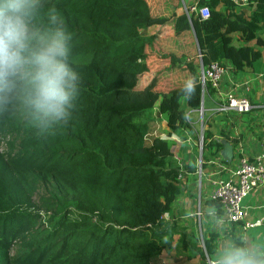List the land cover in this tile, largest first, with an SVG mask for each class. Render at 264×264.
<instances>
[{"label": "trees", "instance_id": "16d2710c", "mask_svg": "<svg viewBox=\"0 0 264 264\" xmlns=\"http://www.w3.org/2000/svg\"><path fill=\"white\" fill-rule=\"evenodd\" d=\"M158 1L45 0L73 33L81 91L70 122L44 136L28 126L18 104L0 108V264H152L170 248L167 237L174 232L182 249L203 260L214 256L222 235L204 231L203 247L197 246L198 236L194 241L193 232H181L170 212L198 167L171 161L170 141L152 133V105L158 101L171 129L184 124L181 97L191 107L200 104L198 52L204 65L229 58L238 70L254 67L260 52L246 43L264 41V0H251L249 12L235 10L231 0H198L210 8L206 18L197 12L156 14ZM155 23L194 34L195 60L168 52L171 65L189 70L194 96L182 93L184 85L154 88L157 77L147 73L154 36L147 28ZM189 40L193 46L192 35ZM214 90L207 83L206 92ZM205 120L202 171L221 158L223 146ZM208 203L223 214L219 200Z\"/></svg>", "mask_w": 264, "mask_h": 264}, {"label": "crops", "instance_id": "0c3cea01", "mask_svg": "<svg viewBox=\"0 0 264 264\" xmlns=\"http://www.w3.org/2000/svg\"><path fill=\"white\" fill-rule=\"evenodd\" d=\"M184 1L185 3H190L188 1L192 2L194 0ZM217 8L221 10L224 9V4L220 2ZM234 8L237 11L241 8H244L247 12L252 10L248 7L239 8L237 5H234ZM176 13L179 14L180 12L176 11ZM186 31L187 30H183L181 33L177 34L174 32L172 25L170 24L155 23L148 26L147 32L153 34L154 41L152 45L148 47V51L150 52V70L147 73L150 74V77L153 75L157 77V82L154 87L156 90L163 88L165 85L172 83L173 81L183 79V81L186 82L189 78H192L191 74H189L190 72H188L189 70L187 71L186 68L181 67V65H171L169 63L170 55H168V52L170 51L174 50L178 52L180 50L181 59L193 52L191 41L189 40V35ZM261 36L264 40V32L261 33ZM184 39L186 47L178 48L177 42L182 40V45ZM234 44L238 45L239 40L234 39ZM246 44L252 46L254 50L257 49L260 52V57L254 61V67H246L243 70L234 68L229 58L223 59L222 64L227 70L223 77L222 86L224 91L231 90L237 95H246L256 107L249 113H238L230 110L217 112L216 106L219 102L218 95L215 94V92L211 94L206 92L210 102L208 103V107H206L203 102L202 111L204 109V114L203 118L201 117L200 122L203 126L201 131H204L205 117L208 130L211 131L222 143L223 140H228L231 143L232 157L231 159H227L222 154L223 143V146L219 151L221 158L214 159L208 166L203 168V171L200 168L201 172L199 175L200 181L198 186H192L195 174H188L189 191L186 190L172 204V209L170 211L175 214L176 218H179L181 232H193L191 239L194 241L196 237H193L195 235L198 236V241L196 242L197 246L201 245L203 247L202 233L204 231H215L212 225L213 218L209 216V212L215 214V208L208 203L213 180L218 177L234 178V172L239 158L243 155L252 157L257 151H259L260 142L264 139V41L263 43H257L256 39L252 38ZM168 66H171L169 75L166 74ZM185 82L182 83V85H184ZM173 87H177V85H173L172 87L167 88V90ZM207 95H204L203 97ZM180 103L186 111V119L185 123L176 129H171L167 118L160 109H158V105H152L155 107H153L155 109L153 113L155 116L157 115L152 126V132L159 134L161 137L167 138L170 141V147L173 151L171 160H175V164L181 165L183 163H191L195 165L194 162H192L193 160L195 161L196 158V153L195 155L193 154V146L197 144L199 139L197 140L195 137L196 128L194 126V119H189L188 117L190 114L194 113L196 108L189 106L184 97H181ZM187 129L188 131H186ZM222 131L228 133V135H225ZM185 139L191 142V146L186 150L187 154L183 156L180 149ZM222 158L227 161H223ZM217 167L218 170H216ZM218 174L221 175L218 176ZM208 181L210 184L207 183ZM203 187L206 188L204 205L201 202ZM197 192L198 200H196ZM249 195L250 196L245 201V205L250 209V214L247 216L246 220L254 222L255 226L245 230L242 227V222H227L222 214L220 216V224L225 231L220 233V235H222L221 239H223L225 235L230 236L233 233H239L243 234L253 243L264 242V222L260 221V218L264 217V184L261 187L254 189ZM177 211H180L182 214H178ZM169 218V214H166L165 219L168 222H171V218ZM204 227H207V229L204 230ZM197 230H199L200 237ZM174 236L177 237L175 240ZM186 238L187 241H189V237L187 236ZM167 239L170 241V248L166 250H177L179 253L177 257L180 255L183 260L175 263L174 260L167 258V262H174V264H212L213 257L211 259L206 257V259L203 260L197 251L182 249L181 245H179L180 236L178 232L170 234ZM220 240L218 241L217 246ZM160 255L153 262H158L159 259L162 258Z\"/></svg>", "mask_w": 264, "mask_h": 264}, {"label": "clouds", "instance_id": "9594fccd", "mask_svg": "<svg viewBox=\"0 0 264 264\" xmlns=\"http://www.w3.org/2000/svg\"><path fill=\"white\" fill-rule=\"evenodd\" d=\"M72 50L73 33L54 5L0 0V108L18 104L29 118L28 126L41 136L68 124L81 91ZM182 93L196 94L191 78ZM209 216L218 234L225 231L218 215ZM212 264H264V242L253 243L239 233L225 235Z\"/></svg>", "mask_w": 264, "mask_h": 264}, {"label": "built area", "instance_id": "2783aa9c", "mask_svg": "<svg viewBox=\"0 0 264 264\" xmlns=\"http://www.w3.org/2000/svg\"><path fill=\"white\" fill-rule=\"evenodd\" d=\"M198 0L192 3H184V12L189 17L190 13L197 12L201 18H206L210 14L208 5L198 6ZM235 5L240 7H248L251 0H231ZM251 11V10H249ZM198 79L203 92H206L207 83L210 84L218 95L219 102L216 111L233 110L238 113L248 112L256 107V105L246 96L237 95L231 90L224 91L222 86L223 77L226 73V67L222 62L212 60L207 64H203L201 53L198 52ZM155 134L154 132H152ZM202 146V136L200 137V147ZM199 165V170H200ZM201 172V170H200ZM199 172V173H200ZM264 184V139L260 142V149L252 157L243 155L239 158L237 167L235 168L234 178H215L212 182V190L210 192L211 199H217L221 203L223 215L227 222H242L243 229L247 230L255 226V223L246 220L249 215V207L242 204L243 198L250 194L254 189ZM264 222V217L260 218Z\"/></svg>", "mask_w": 264, "mask_h": 264}, {"label": "rangeland", "instance_id": "374dc122", "mask_svg": "<svg viewBox=\"0 0 264 264\" xmlns=\"http://www.w3.org/2000/svg\"><path fill=\"white\" fill-rule=\"evenodd\" d=\"M155 1V4H157V0H154ZM160 1V2H159ZM158 2H159V8L156 10V14H166V15H168V16H170L173 12H181L182 14H183V12H184V3H182V0H159ZM176 1H178L177 3H176ZM186 1H188V0H186ZM173 2H175V3H173ZM188 2H190V3H192L191 1H188ZM157 6V5H156ZM189 32H187V34L191 37V35H192V39H193V46H192V49L194 50V44H195V39H194V34L192 33V32H190V30H188ZM180 42L182 43V40H180ZM186 47V42H185V39H184V43L182 44V45H180V46H178V48H185ZM178 52H180V50L178 51ZM192 54H193V52L192 53H189V55L192 57V59H194L195 60V55L194 56H192ZM169 72H170V67H168L167 68V71H166V74H168L169 75ZM185 81H183V79H179V80H177V81H173L172 83H168L167 85H165V84H163V85H165L163 88H161V89H157L158 91H165V90H167V88H169V87H172L173 85H177V87L178 86H180V85H182V83H184ZM173 88H176V87H173ZM201 93H202V90H201ZM204 95H207L206 94V92L204 91V93H203ZM203 95V96H204ZM175 101V100H174ZM204 102V104L206 105V107H208V103L210 102L209 101V97H208V95L207 96H205V97H202V95H200V102ZM155 106L156 105H159L158 104V101L154 104ZM155 108V107H154ZM153 108V111L155 110ZM196 110L194 111V113L193 114H190L189 115V119H194V126H195V128H196V132H195V137L197 138V140H198V142H197V144H195L194 146H193V148H194V151H193V154L195 155V153H196V158H195V161L193 160L192 162H194V164H195V166L196 167H199V165L201 164V157H200V155L202 154V149H200V143H199V141H200V138H199V135H200V137L202 136L201 135V130H202V128H203V126H202V124L200 123L201 122V117L203 118V114H204V109H203V111L201 112V105L199 104V105H197L196 107ZM158 109H159V106H158ZM230 111H233V110H230ZM186 111L184 110V113H185ZM234 112H236V111H234ZM154 117H157V115L156 116H154ZM185 119H186V114H185ZM185 123V122H184ZM186 131H188V129L186 130ZM193 142V141H192ZM191 146V142L190 141H188V140H184L183 141V143H182V146H181V149H180V151H181V153L183 154V156L185 155V154H187L186 153V150L188 149V147H190ZM4 147H5V144H4V142H3V137L2 136H0V148L1 149H4ZM173 163L175 162V160H171ZM183 162V161H182ZM216 170H218V167L216 168ZM200 170L195 174V176H194V180H193V182H192V186H198V183H199V181H200V178H199V175H200ZM221 175V174H220ZM219 174H218V176H220ZM208 184H210V182L208 181L207 182ZM206 183V184H207ZM196 191V190H195ZM206 195V188L205 187H203V189H202V196H201V202H202V204L204 205L205 204V196ZM197 198H196V200H198V192H197ZM250 195L248 194L245 198H243V200H242V204L243 205H245V201H246V199L249 197ZM176 205V204H175ZM174 205V206H175ZM246 206V205H245ZM203 211V210H202ZM178 212V214H182L180 211H177ZM249 214H250V209H249ZM224 216V215H223ZM182 218H183V215H182ZM170 219V218H169ZM204 230L205 229H207V227H204L203 228ZM197 232H198V235H199V230H197ZM199 237H200V235H199ZM177 237L176 236H174V240L176 239ZM172 251V252H171ZM171 251H167L166 249H164L162 252H161V259H159V261L158 262H152L153 264H174V262L175 263H178V262H180V261H183L182 260V257L179 255L178 257H177V255L179 254L178 252H177V250H175V249H173V250H171ZM180 257V258H179ZM171 259V260H174V262H167L166 261V259ZM188 264V263H187Z\"/></svg>", "mask_w": 264, "mask_h": 264}, {"label": "water", "instance_id": "95a60500", "mask_svg": "<svg viewBox=\"0 0 264 264\" xmlns=\"http://www.w3.org/2000/svg\"><path fill=\"white\" fill-rule=\"evenodd\" d=\"M203 93L204 92L202 90V93H201L202 97L204 95ZM200 105H201V112H202L203 101L200 102ZM202 133H203V131H201V135H202ZM223 143H224V146L222 149V154L224 155L225 158L231 159V157H232V145L228 140H223ZM201 149H202V147H201ZM200 157H201V155H200Z\"/></svg>", "mask_w": 264, "mask_h": 264}]
</instances>
